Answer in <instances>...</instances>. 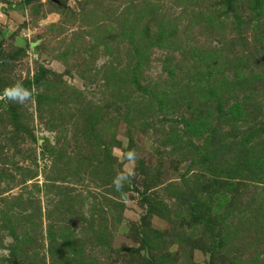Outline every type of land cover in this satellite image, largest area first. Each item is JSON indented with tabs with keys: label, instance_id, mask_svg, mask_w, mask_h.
<instances>
[{
	"label": "rangeland",
	"instance_id": "rangeland-1",
	"mask_svg": "<svg viewBox=\"0 0 264 264\" xmlns=\"http://www.w3.org/2000/svg\"><path fill=\"white\" fill-rule=\"evenodd\" d=\"M0 264H264V0H0Z\"/></svg>",
	"mask_w": 264,
	"mask_h": 264
}]
</instances>
